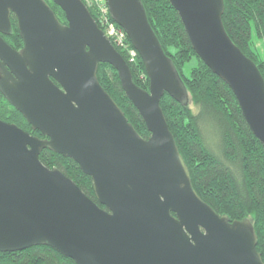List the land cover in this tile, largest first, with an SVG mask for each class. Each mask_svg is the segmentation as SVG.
I'll use <instances>...</instances> for the list:
<instances>
[{
	"label": "water",
	"instance_id": "water-1",
	"mask_svg": "<svg viewBox=\"0 0 264 264\" xmlns=\"http://www.w3.org/2000/svg\"><path fill=\"white\" fill-rule=\"evenodd\" d=\"M0 0V93L36 136L0 118V252L47 245L76 264H264L249 219L219 215L194 189L161 99L181 102L186 88L153 30L141 0H106L143 60L149 90L83 0ZM204 63L236 96L264 144V77L231 40L224 0H170ZM16 17L21 50L3 38ZM113 66L142 116L143 137L101 85ZM77 162L94 201L44 149Z\"/></svg>",
	"mask_w": 264,
	"mask_h": 264
},
{
	"label": "trees",
	"instance_id": "trees-1",
	"mask_svg": "<svg viewBox=\"0 0 264 264\" xmlns=\"http://www.w3.org/2000/svg\"><path fill=\"white\" fill-rule=\"evenodd\" d=\"M46 1L59 20L67 24L62 9L52 0ZM141 1L153 30L186 88V99L179 102L165 93L161 107L189 167L193 187L219 215L252 222L259 239L257 250L264 260V144L252 133L228 84L193 50L170 0ZM224 3L223 23L229 37L256 63L264 77V58L259 49L260 42L255 41L264 39V0H224ZM88 7L104 31L103 19L118 26L104 3L93 2ZM126 38V49L119 45L115 47L130 65L134 82L149 90L143 60L139 54L131 60L130 51L134 46L128 35ZM8 43L14 49L23 47L15 16L12 17V35L8 37ZM193 61L188 74L186 66ZM140 73H144L145 80L140 78ZM97 76L129 122L143 137H149L142 116L122 88L117 70L108 63H100ZM0 118L44 137L39 131L32 130L24 116L1 93ZM40 160L49 168L61 169L86 195L97 201L92 178L84 174L73 159L47 148L40 154ZM0 264L76 263L50 246L38 245L15 252H0Z\"/></svg>",
	"mask_w": 264,
	"mask_h": 264
},
{
	"label": "rangeland",
	"instance_id": "rangeland-1",
	"mask_svg": "<svg viewBox=\"0 0 264 264\" xmlns=\"http://www.w3.org/2000/svg\"><path fill=\"white\" fill-rule=\"evenodd\" d=\"M86 2H87V5L88 6H90L91 4H93V2L91 1V0H86ZM103 27L105 28V31L107 32V33H109L110 35L112 34V35H114L115 37H116V41H117V43L116 42H114L113 41V39H112V41H113V43L115 44V45H118V44H120L121 45V47L123 48V49H126V47H127V44L125 43V41H126V37H127V35L126 34H122L121 33V30H119L118 29V26H115V24H109V23H107V21H106V19H103ZM255 41L256 42H260V43H258L259 44V46L262 48H259L260 49V52H261V56L264 58V39H262V40H256L255 39ZM194 64V61L193 62H191V63H189V64H187V66H186V73H188L189 74V70H190V68L192 67V65ZM140 78L142 79V80H145V76H144V73H140ZM194 106V105H193Z\"/></svg>",
	"mask_w": 264,
	"mask_h": 264
},
{
	"label": "built area",
	"instance_id": "built-area-1",
	"mask_svg": "<svg viewBox=\"0 0 264 264\" xmlns=\"http://www.w3.org/2000/svg\"><path fill=\"white\" fill-rule=\"evenodd\" d=\"M86 1V0H85ZM88 1V0H87ZM92 2H95V3H100V4H102V3H104L105 4V6L106 7H108V5H107V2H106V0H91ZM109 8V7H108ZM116 26V25H115ZM118 29L119 30H121V33L122 34H126V32L124 31V29L123 28H121L119 25H118ZM105 33L107 34V36H109V38L111 39H113V41L114 42H116L117 43V41H116V37L114 36V35H110L109 33H107L106 31H105ZM127 35V34H126ZM111 39V40H112ZM112 41V42H113ZM114 44V43H113ZM115 45V44H114ZM119 46H121L120 44H118ZM138 54V52L136 51V49L134 48V50H131L130 51V56H131V60H134V58H135V56Z\"/></svg>",
	"mask_w": 264,
	"mask_h": 264
},
{
	"label": "flooded vegetation",
	"instance_id": "flooded-vegetation-1",
	"mask_svg": "<svg viewBox=\"0 0 264 264\" xmlns=\"http://www.w3.org/2000/svg\"><path fill=\"white\" fill-rule=\"evenodd\" d=\"M13 16H14V15H13ZM13 16H12V17H13ZM11 35H12V31H11L10 34H8V35H7V34H3L2 36H3V38H4V39L7 41V43H8V37L11 36ZM8 44H9V43H8ZM9 45H10V44H9ZM15 49H16V50H21L22 47L19 48V49H18V48H15Z\"/></svg>",
	"mask_w": 264,
	"mask_h": 264
}]
</instances>
